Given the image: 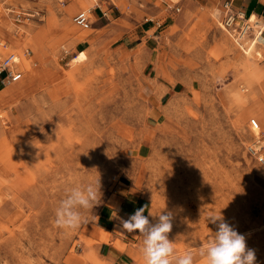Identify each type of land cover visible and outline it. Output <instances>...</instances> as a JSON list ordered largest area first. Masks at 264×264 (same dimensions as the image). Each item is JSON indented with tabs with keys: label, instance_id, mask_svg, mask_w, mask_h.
Returning <instances> with one entry per match:
<instances>
[{
	"label": "rangeland",
	"instance_id": "rangeland-1",
	"mask_svg": "<svg viewBox=\"0 0 264 264\" xmlns=\"http://www.w3.org/2000/svg\"><path fill=\"white\" fill-rule=\"evenodd\" d=\"M96 1L102 11L89 0H0V60L16 53L23 73L0 84V264H114L102 246L127 197L150 223L173 213L172 264L185 252L205 264L208 217L220 214L264 264V167L247 152L250 120L264 135L254 37L235 42L223 4ZM86 9L88 30L73 21ZM143 27L154 28L129 50ZM98 180L81 226L58 228L67 190ZM139 235L124 237L130 264H145Z\"/></svg>",
	"mask_w": 264,
	"mask_h": 264
},
{
	"label": "clouds",
	"instance_id": "clouds-1",
	"mask_svg": "<svg viewBox=\"0 0 264 264\" xmlns=\"http://www.w3.org/2000/svg\"><path fill=\"white\" fill-rule=\"evenodd\" d=\"M101 197L99 180L94 184L72 187L67 190L55 213V225L66 230H75L84 222L83 212L91 210ZM145 208H139L127 220H121L124 230L129 233L139 231L143 237L142 253L145 264H172L173 242L168 234L173 227V213L160 212L158 221L150 223L144 215ZM150 215H152L150 213ZM208 223L216 225V230L206 246L199 250L205 264H257L256 252L249 248L244 234H240L222 214L211 215ZM175 264H194L191 252L175 258Z\"/></svg>",
	"mask_w": 264,
	"mask_h": 264
},
{
	"label": "crops",
	"instance_id": "crops-1",
	"mask_svg": "<svg viewBox=\"0 0 264 264\" xmlns=\"http://www.w3.org/2000/svg\"><path fill=\"white\" fill-rule=\"evenodd\" d=\"M89 1L91 3V6L89 8H95L96 5H98L97 1H92V0H89ZM203 1L205 4L209 6H216V5L224 4L225 2H230L233 13L238 15L239 18H242V20H238L239 24L251 18L250 22L251 24H254L255 28L260 26V24H262L264 27V24L259 23V21L257 20V17L259 19L264 20V0H203ZM100 9H101L100 11H102V8ZM216 14L219 18V15H220L219 11H217ZM146 23L147 22H145V24ZM153 28L154 27H148V28L143 27L142 29L138 30L136 34L128 38L127 41L129 42H124L123 45H126V47L129 48V50H132V48L134 47L133 44L136 41L135 39L145 38L143 36L144 33L149 32ZM251 35L254 38L251 40L250 45H254V49L256 46H258L261 49L262 57H263L262 66L264 67V31L260 33V31L258 30L256 34L253 30L251 32ZM129 39H132V40H129ZM164 50L166 53V57H168L167 48H165ZM139 208L140 207L138 205L137 200H135L132 197H127L126 199L122 200V202H120L118 208L116 209L115 216L113 218V223H110L109 225L110 227L109 231L110 233L113 234V236L115 237V240L109 246L107 245L102 246L103 249L106 248L107 256L111 258L114 264H130L129 263L130 256L128 255V245L125 242V238L127 239L130 233L126 231V233L124 234L125 235L124 236L125 238H124L119 233H117V231L118 229L124 230L121 225V220H127Z\"/></svg>",
	"mask_w": 264,
	"mask_h": 264
},
{
	"label": "built area",
	"instance_id": "built-area-1",
	"mask_svg": "<svg viewBox=\"0 0 264 264\" xmlns=\"http://www.w3.org/2000/svg\"><path fill=\"white\" fill-rule=\"evenodd\" d=\"M60 3L65 4V0H60ZM99 8V5H96V9ZM225 15L223 18V28L232 36L237 43L243 42L246 37L254 30L251 24V18L241 24L238 23V20H242L238 15L233 13L230 2H225L222 6ZM177 11H180L178 9ZM73 21L76 26L84 30L91 28V13L87 11H80L77 13ZM158 27H161V24L158 23ZM260 33L262 31L260 30ZM261 35V34H260ZM23 73L18 70L17 64L15 62L14 55L0 60V84L8 85L17 83L22 80ZM250 130L254 134V141L247 146L248 155L255 160L258 164L264 167V135L262 134L260 123L252 119L249 122Z\"/></svg>",
	"mask_w": 264,
	"mask_h": 264
},
{
	"label": "bare ground",
	"instance_id": "bare-ground-1",
	"mask_svg": "<svg viewBox=\"0 0 264 264\" xmlns=\"http://www.w3.org/2000/svg\"><path fill=\"white\" fill-rule=\"evenodd\" d=\"M92 1H96V0H92ZM86 11H87V10H86ZM91 11H92V10H89V11H87V12H90V13H91ZM237 42H239V41H237ZM239 43H240V42H239ZM240 45H241V43H240ZM241 47L244 48L243 45H241ZM248 52H251V49H250V50L248 49ZM11 55H14V57H15V62H16V64L18 65V63H19L20 60H21V56L17 55L16 53H15V54H11ZM8 57H9V56H8Z\"/></svg>",
	"mask_w": 264,
	"mask_h": 264
}]
</instances>
